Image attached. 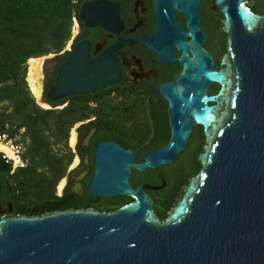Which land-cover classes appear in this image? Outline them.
<instances>
[{
	"label": "water",
	"instance_id": "1",
	"mask_svg": "<svg viewBox=\"0 0 264 264\" xmlns=\"http://www.w3.org/2000/svg\"><path fill=\"white\" fill-rule=\"evenodd\" d=\"M246 2L215 0L228 40L226 67L219 70L193 35L188 42L171 39L157 19L144 44L160 60L170 57L173 45L181 53L176 83L157 86L167 102L168 140L139 162L130 148L96 141L87 183L92 199L119 194L132 200L108 212L87 207L0 217V264H264V14ZM154 4L159 12L160 1ZM86 5L78 14L89 25ZM76 50L69 51L48 98L90 93L118 79L116 64L106 68L85 52L77 65ZM228 57L234 58V78ZM212 82L218 88L209 92ZM198 125L200 168L160 220L144 186H130L131 169L173 163Z\"/></svg>",
	"mask_w": 264,
	"mask_h": 264
},
{
	"label": "flooded vegetation",
	"instance_id": "2",
	"mask_svg": "<svg viewBox=\"0 0 264 264\" xmlns=\"http://www.w3.org/2000/svg\"><path fill=\"white\" fill-rule=\"evenodd\" d=\"M159 1L158 12L154 0H79L77 14L82 4L86 3L83 14L91 24H85L78 14V17L73 18L71 33L65 43L57 51L39 56V97L32 93L26 82L39 108L62 109L74 103L75 121L68 133L72 131L75 135L70 151L76 157V162L72 164V156L67 172L53 188L54 195L77 205L69 208L91 207L108 212L132 200L129 196L119 194L92 199L87 183L93 174L92 158L96 141H112L124 150L130 148L135 161L139 162L143 160L146 151L158 148L168 140L170 129L167 102L158 93L157 86L167 82L176 83L175 77L182 67L179 61L181 53L173 45L170 57L174 59L171 61L169 57L160 60L144 44L152 39L157 19L161 23L160 31L163 34L171 39L183 36L184 42H188L193 35L201 48L211 56L216 69L226 67L222 60L228 54L227 33L224 31L223 14L215 0H178L172 6L169 0ZM263 4L264 0H247L245 3L251 11L260 15L264 14ZM170 22L178 27H172ZM74 47L78 51L75 60L77 65L80 54L85 52L90 61H97L106 68L111 69L110 64H116L118 79L90 93L50 99L47 91L55 83L57 76L62 74L63 64ZM186 52L191 55L190 50L187 49ZM227 60L234 78V58L228 57ZM210 84L209 92L216 91L218 83ZM213 87L215 89L212 91ZM199 129L201 130L199 125L192 129L183 151L198 148L195 132ZM18 130L23 132L26 128L21 125ZM163 134L167 138L159 142V136ZM201 146L202 143L200 148ZM174 162L144 170L132 168L128 178L132 188L144 186L160 220L164 219L166 211L174 204L179 191L187 182L186 180L180 185L171 205L161 216L158 208L168 199L172 190ZM24 172L23 169L15 168L8 160L0 159V217L24 214L20 212L21 209H30L36 182L31 180L30 174L24 175ZM41 189V194L45 195L46 190Z\"/></svg>",
	"mask_w": 264,
	"mask_h": 264
},
{
	"label": "trees",
	"instance_id": "3",
	"mask_svg": "<svg viewBox=\"0 0 264 264\" xmlns=\"http://www.w3.org/2000/svg\"><path fill=\"white\" fill-rule=\"evenodd\" d=\"M78 7L79 0H0V131L18 134L26 160V166L20 169L46 190L43 198L31 201L30 209L20 210L24 214L77 206L53 194L73 156L69 148L58 152L54 146L62 143L64 149L67 147L69 127L75 121L74 103L62 109L39 108L27 88L25 73L28 58L57 51L65 43L73 18L78 17ZM21 125L26 128L23 133L18 130ZM195 135L198 148L185 149L172 165L173 186L168 199L158 208L161 216L180 185L200 168L196 155L203 135L200 129ZM166 138L160 135L159 142Z\"/></svg>",
	"mask_w": 264,
	"mask_h": 264
},
{
	"label": "built area",
	"instance_id": "4",
	"mask_svg": "<svg viewBox=\"0 0 264 264\" xmlns=\"http://www.w3.org/2000/svg\"><path fill=\"white\" fill-rule=\"evenodd\" d=\"M0 154L15 167L22 168L26 165L23 158V145L18 139V134H10L7 130L0 131Z\"/></svg>",
	"mask_w": 264,
	"mask_h": 264
},
{
	"label": "rangeland",
	"instance_id": "5",
	"mask_svg": "<svg viewBox=\"0 0 264 264\" xmlns=\"http://www.w3.org/2000/svg\"><path fill=\"white\" fill-rule=\"evenodd\" d=\"M38 57V58H37ZM34 58V57H33ZM28 59H30V58H28ZM26 60V73H25V79L27 78V73H28V67H29V60ZM35 60H36V63H37V68H38V75H37V79H36V81H39L40 80V77H39V75H40V63H41V58L39 57V56H36V58H34ZM26 82H27V79H26ZM28 83V82H27ZM37 85H40V84H37ZM1 105H2V102H0V108H1ZM23 132H25V131H23ZM23 132H20V133H23ZM75 138V135H74V133L71 131V133L68 135V138H67V147L64 149V147H63V145H62V143H59L58 145H56V146H54V150H58V152L60 151V150H66L67 148H69L70 149V146H73V144H74V139H73V143L71 142L70 143V140H71V138ZM180 155V154H179ZM73 163L72 164H74L75 162H76V157L75 156H73ZM67 168H68V166H66V168H65V170H64V173H63V175L67 172ZM35 176H37V175H35ZM38 177V176H37ZM36 178V177H35ZM63 180H64V178L62 179V180H60V182H59V184H58V187L60 186V184L63 182ZM32 193H33V195H34V199H32L34 202L35 201H38V200H40L41 198H42V195L43 194H41V189H40V187H39V183L38 182H36V184L34 185V190L32 191ZM45 195H46V193H45ZM44 196V195H43ZM31 200V201H32Z\"/></svg>",
	"mask_w": 264,
	"mask_h": 264
},
{
	"label": "bare ground",
	"instance_id": "6",
	"mask_svg": "<svg viewBox=\"0 0 264 264\" xmlns=\"http://www.w3.org/2000/svg\"><path fill=\"white\" fill-rule=\"evenodd\" d=\"M36 58V57H34ZM33 57H30L29 60V67H28V73H27V82H28V85H29V88L30 90L32 91V93L36 96V97H39V85H37V75H38V68H37V63H36V60L34 59ZM38 58V57H37ZM38 80V79H37ZM73 137L71 138L70 140V143L72 142L73 143ZM1 148V146H0ZM61 186V184H60ZM59 186V187H60Z\"/></svg>",
	"mask_w": 264,
	"mask_h": 264
}]
</instances>
